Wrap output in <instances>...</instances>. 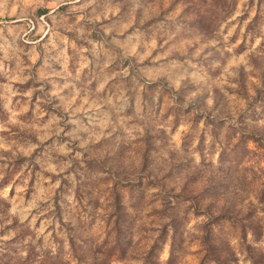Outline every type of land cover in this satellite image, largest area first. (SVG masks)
Segmentation results:
<instances>
[{"label": "rangeland", "instance_id": "obj_1", "mask_svg": "<svg viewBox=\"0 0 264 264\" xmlns=\"http://www.w3.org/2000/svg\"><path fill=\"white\" fill-rule=\"evenodd\" d=\"M0 264H264V0H0Z\"/></svg>", "mask_w": 264, "mask_h": 264}, {"label": "clouds", "instance_id": "obj_2", "mask_svg": "<svg viewBox=\"0 0 264 264\" xmlns=\"http://www.w3.org/2000/svg\"><path fill=\"white\" fill-rule=\"evenodd\" d=\"M238 66V65H237Z\"/></svg>", "mask_w": 264, "mask_h": 264}]
</instances>
